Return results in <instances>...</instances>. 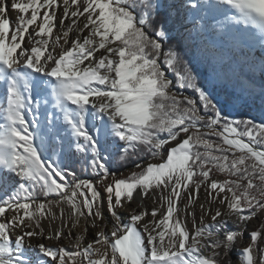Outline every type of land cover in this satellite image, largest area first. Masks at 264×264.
I'll use <instances>...</instances> for the list:
<instances>
[{"label": "snow or ice", "instance_id": "1", "mask_svg": "<svg viewBox=\"0 0 264 264\" xmlns=\"http://www.w3.org/2000/svg\"><path fill=\"white\" fill-rule=\"evenodd\" d=\"M62 6L53 39L59 0H0V264H232L233 251L242 264H264V119L233 117L257 95L264 107V87L257 93L241 80L225 98L193 71L204 64L217 77L240 79L236 65L245 48L250 52L249 41L264 50V0H62ZM258 70L264 77V62ZM66 147L80 154L95 181L63 164ZM143 157L149 163L141 172L104 184L115 176L112 163ZM213 169L229 178L212 179ZM202 186L217 206L201 204L197 225L187 209ZM153 188L161 190L165 214L156 220L153 209V219L141 225L149 213L133 209L125 223L121 210L129 211L134 193L143 198ZM62 205L70 209L71 229L82 227L75 237L67 233L75 244L27 243L65 238ZM178 211L192 217L193 232ZM254 218L259 226L248 232ZM44 220L60 226L45 236ZM246 232L249 243L238 248Z\"/></svg>", "mask_w": 264, "mask_h": 264}, {"label": "rangeland", "instance_id": "2", "mask_svg": "<svg viewBox=\"0 0 264 264\" xmlns=\"http://www.w3.org/2000/svg\"><path fill=\"white\" fill-rule=\"evenodd\" d=\"M59 2L61 3V7L56 10L55 24L57 25V27L53 31V39L56 37V35L58 33L61 32V28L59 25H60V20H61L62 15H63V6H62V0H59ZM70 3H71V0H70ZM8 15L12 18L13 21H15L18 13L15 11H11V12H9ZM29 15H30V13H29ZM41 15H43V13ZM70 19H74V18H70ZM70 19L64 20V25H68L70 23ZM218 19H222V17L218 16ZM37 23H40V21H38ZM83 23H84V18L83 17L79 18V25L78 26H82ZM214 23H215V21H213V24ZM29 31L31 32L32 29H29ZM87 34H88L87 31H85L83 33L84 36H87ZM10 35H11V33H10ZM75 35H76V33L74 31L71 34V36L69 37V39L71 40L72 36H75ZM61 43H63V40H61ZM249 43L251 45L250 52H249V50H247L245 52L246 55H241L239 57V61H240L239 64H243L244 68H245L244 69L245 75H243L245 77H246V74L248 75V73H251V74L252 73H256V74L260 73L258 70V66L260 63L264 62L261 60V56H262V53H264V50H262L260 48L259 44L255 43L254 41H249ZM25 46H28L27 45V37L25 40ZM67 46L70 47L71 45L69 44ZM57 51H59V49H57ZM97 55H99V53H97ZM246 60L248 63L251 64L250 69L245 67V64H246L245 61ZM85 63H87V61ZM208 68L213 70V68L210 66H208ZM165 72H166V75H169L168 71L166 69H165ZM245 77L242 80L243 84L247 87L254 88L257 93H259L261 87H264V80L259 81V82L258 81H252L251 82V81H247L245 79ZM222 79H224V78H222ZM223 84H224V81L220 80V83H218L215 86L216 90H217V88H222ZM101 87H103V86H101ZM175 90L180 91L179 89H175ZM184 94L185 95H193V96L195 95L191 90H186L184 92ZM229 96H230V94H229ZM257 96H259V95H257ZM48 110H49V112L53 111L50 104L48 105ZM28 115H29V117L26 116V118L29 121H31L33 119V115L31 113H29ZM233 117L235 119H250L244 113L242 107H237V109L233 112ZM38 119H39V123H40V128H41V130H43L46 126L45 114H44L43 108H41V112L38 116ZM183 138H185V137L182 134L180 139H183ZM211 139L216 141V142H221L215 136L211 137ZM36 143H39L38 139H37ZM176 143H177L176 141H173L166 146L164 153H163L164 157H166V155H167V149L174 146ZM65 151L68 154L65 155V157H64V160H63L64 165H67L69 168L74 170L77 173L78 177H80L82 179H90L93 181H95L97 179L95 174L92 173V170L90 168H87L86 165H84V163L81 161L79 153L72 155L71 152H69V150L67 149V147L65 148ZM71 151L74 152V148ZM45 156L51 157V159L54 162L57 161V159H58L56 156L51 155V153H49L47 151H45ZM138 162L142 165L141 168L135 167V163L130 164V165H121V161H119V160H117L115 163H112L110 165V172L115 173V176L113 177L110 175L108 180H106L104 182V184L111 183L114 179H116V180L127 179L131 175L132 172H137V173L141 172L143 170V167H146L147 164L149 163V159L147 157H143ZM150 162L151 163H160V162H162V160L161 159H152ZM211 177H212V179L219 180V181H223V180L229 178L225 174H221L215 169H213V171L211 173ZM97 187L100 190V192L102 193V195H106V193H104V185H98ZM138 190L136 191V193L138 192ZM189 190H191V186H190ZM136 193H134L133 201L130 204L125 205V208H127L129 211L125 212V211L121 210V215L123 216L125 223L128 222L129 212L133 209H135L137 212L147 211L149 213V215L145 216L144 221H141V225H143L145 222L153 219L150 215V213L153 209H158V214H157L156 220H159L165 214L166 205L164 207H161L162 201L160 199V193H161L160 189L153 188L149 192V194L144 197V204L143 205L147 204V207L142 206V207H140V209H136V207H135V204H136L135 195H136ZM167 194H168L167 191H165L164 195H167ZM2 195H3V192L0 191V196H2ZM40 199L44 200L43 197H40ZM49 199H51V198H49ZM186 203H187V193H182L181 200L179 202V207L181 209H183ZM201 204H204L205 208L211 207L213 209V211L215 210V208L217 206V204L215 202H211V203L209 202V199L207 197V194H206L203 186L200 188V191L198 193V198L195 199L192 202L191 206L188 207V209H187L188 212H192V211L195 212L197 225L199 224V220H200V216H201V210H200ZM62 207L65 208V219L68 220V213H69L70 209H68L66 205H62ZM53 210L56 211L57 213L59 212V209L54 208ZM222 211H223V209H222ZM6 215L9 218H11L13 213L9 212ZM105 215H107L106 204H105ZM177 215L181 218V220L185 221L187 229L190 232H193L194 229H193L192 217L191 216H185V213L183 211H178ZM0 219H3V218H0ZM204 222H205V224H209V223H211V220L208 216H206L204 219ZM26 223H27V221H26ZM58 223H60V222L58 221ZM82 225H83V220H81V226ZM258 226H259L258 220L256 218H254L252 221L249 222L247 231L250 232L252 230H255ZM54 229H55V222L54 221H50V220L42 221V230H43L45 236L49 235ZM69 229H71V220H68V227L63 229V231L65 233L64 239L69 242L68 246L62 244L61 239L57 241L55 239H53V240L44 239L43 237H33V238H31L30 241H27V243H30L33 246L40 244V243H43L49 247L64 246L67 248V247H70V246L75 244V240L73 238L67 236ZM22 231H23L22 228L16 229L12 233V238L15 239V237ZM71 231H72V236L75 237V235L78 232L82 231V227L71 229ZM92 231H95V230H92ZM106 231H110V226H109V229H106ZM88 239H91V236H89ZM86 243H87V240L84 242L83 245H81V247L85 246ZM248 243H249V240H248V236H247V232H246L244 238L241 239V241L238 245V248H243V247L247 246ZM231 260H232V264H242L243 257L240 256L239 251H233L231 254Z\"/></svg>", "mask_w": 264, "mask_h": 264}, {"label": "trees", "instance_id": "3", "mask_svg": "<svg viewBox=\"0 0 264 264\" xmlns=\"http://www.w3.org/2000/svg\"><path fill=\"white\" fill-rule=\"evenodd\" d=\"M168 2V0H166ZM248 50V48H245V52ZM245 67L250 69L251 64L245 61ZM166 69V68H165ZM237 69V75L240 79L237 78H232L230 80L222 79L221 77H217V75L214 73L213 70L208 68L207 65L204 64H197L196 67L193 69V71L197 75V80L198 82L202 81L204 78H210L212 80V83L209 85L210 87H215L218 83H220V80L224 81V84L222 88H217V91L221 93L223 97H227L233 94L234 90H238L239 87L241 86L240 81L243 80L245 76V71H244V65L243 64H237L236 65ZM167 70V69H166ZM168 71V70H167ZM244 73V74H243ZM168 74L171 76V72L168 71ZM245 79L247 81H263L264 77L261 76L260 73H248L246 74ZM245 86V85H244ZM239 107V106H238ZM244 113L250 118H254L257 122L261 121V119H264V107H262V102L259 96L255 97L254 103H252L250 106L247 107H242ZM142 159V158H141ZM140 159V160H141ZM138 161H130L128 163L121 162V165H130L133 163H136Z\"/></svg>", "mask_w": 264, "mask_h": 264}, {"label": "bare ground", "instance_id": "4", "mask_svg": "<svg viewBox=\"0 0 264 264\" xmlns=\"http://www.w3.org/2000/svg\"><path fill=\"white\" fill-rule=\"evenodd\" d=\"M25 46V45H24ZM27 117H29V115H27ZM135 207L136 209H140V207L144 206L147 207V204H144V197L142 198L140 195V190H138V192L135 195ZM55 222V229L58 228L60 226V223H58V221H54ZM62 244L67 245L69 244V242L67 240H65L64 238L61 239Z\"/></svg>", "mask_w": 264, "mask_h": 264}]
</instances>
